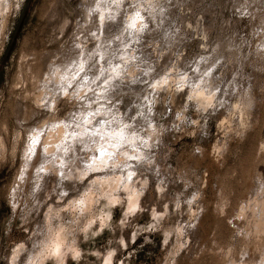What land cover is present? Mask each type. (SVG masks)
<instances>
[{
	"label": "rangeland",
	"instance_id": "1",
	"mask_svg": "<svg viewBox=\"0 0 264 264\" xmlns=\"http://www.w3.org/2000/svg\"><path fill=\"white\" fill-rule=\"evenodd\" d=\"M0 264H264V0H0Z\"/></svg>",
	"mask_w": 264,
	"mask_h": 264
},
{
	"label": "clouds",
	"instance_id": "2",
	"mask_svg": "<svg viewBox=\"0 0 264 264\" xmlns=\"http://www.w3.org/2000/svg\"><path fill=\"white\" fill-rule=\"evenodd\" d=\"M38 171H43V168L39 169Z\"/></svg>",
	"mask_w": 264,
	"mask_h": 264
},
{
	"label": "snow or ice",
	"instance_id": "3",
	"mask_svg": "<svg viewBox=\"0 0 264 264\" xmlns=\"http://www.w3.org/2000/svg\"><path fill=\"white\" fill-rule=\"evenodd\" d=\"M34 143H35V141H34Z\"/></svg>",
	"mask_w": 264,
	"mask_h": 264
}]
</instances>
